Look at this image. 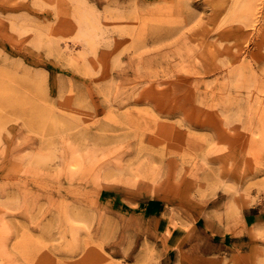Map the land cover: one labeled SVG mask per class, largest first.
<instances>
[{
	"label": "rangeland",
	"instance_id": "1",
	"mask_svg": "<svg viewBox=\"0 0 264 264\" xmlns=\"http://www.w3.org/2000/svg\"><path fill=\"white\" fill-rule=\"evenodd\" d=\"M251 1L0 0V264H264Z\"/></svg>",
	"mask_w": 264,
	"mask_h": 264
},
{
	"label": "bare ground",
	"instance_id": "2",
	"mask_svg": "<svg viewBox=\"0 0 264 264\" xmlns=\"http://www.w3.org/2000/svg\"><path fill=\"white\" fill-rule=\"evenodd\" d=\"M251 1V0H250ZM253 1V0H252ZM251 1V3H252ZM260 1V0H259ZM255 4V3H254ZM252 5V4H251ZM254 6V5H253ZM248 7V6H247ZM249 10V9H248ZM255 14V13H254ZM82 17L80 18V25H79V29H78V37L81 39H83V41H85L87 39V37H90L92 35V29H95L93 25V28L90 27L89 25H87L88 23L91 24V20H89L88 18L86 19V17H88L87 15L84 16V14L81 15ZM89 21L88 23L86 22ZM97 27V26H95ZM96 31V29H95ZM93 31V32H95ZM94 35V34H93ZM90 41V39H89ZM140 178V177H139ZM138 178V179H139Z\"/></svg>",
	"mask_w": 264,
	"mask_h": 264
}]
</instances>
